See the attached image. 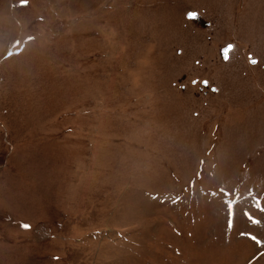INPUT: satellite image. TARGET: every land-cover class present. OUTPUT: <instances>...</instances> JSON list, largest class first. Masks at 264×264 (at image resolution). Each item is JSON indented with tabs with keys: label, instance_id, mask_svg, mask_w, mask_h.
<instances>
[{
	"label": "rangeland",
	"instance_id": "obj_1",
	"mask_svg": "<svg viewBox=\"0 0 264 264\" xmlns=\"http://www.w3.org/2000/svg\"><path fill=\"white\" fill-rule=\"evenodd\" d=\"M257 202L264 0H0V264H264Z\"/></svg>",
	"mask_w": 264,
	"mask_h": 264
},
{
	"label": "snow or ice",
	"instance_id": "obj_2",
	"mask_svg": "<svg viewBox=\"0 0 264 264\" xmlns=\"http://www.w3.org/2000/svg\"><path fill=\"white\" fill-rule=\"evenodd\" d=\"M249 59H250V62L253 65H255L257 63V60L252 59L251 57H249ZM203 83H204L205 86H208V81H204ZM212 91L215 92V91H217V89L213 88ZM213 195H215V194H213ZM257 207H259L261 211H264V207H261L260 204H259V202H257ZM229 214H230V216H234V211H233V206L232 205L229 206ZM249 219L253 223H256V224H259L260 223V221L259 220H256L254 217H251L250 216ZM25 227H29V226L26 225ZM251 239H253L254 241H256L257 244H260L261 243V241L257 240V238L255 236H252Z\"/></svg>",
	"mask_w": 264,
	"mask_h": 264
},
{
	"label": "water",
	"instance_id": "obj_3",
	"mask_svg": "<svg viewBox=\"0 0 264 264\" xmlns=\"http://www.w3.org/2000/svg\"><path fill=\"white\" fill-rule=\"evenodd\" d=\"M187 17H188V18L197 19V18H196V17H197V14H196V13H193V12H188V13H187ZM227 49H228V47L222 49V51H221V54H222L223 58H226Z\"/></svg>",
	"mask_w": 264,
	"mask_h": 264
},
{
	"label": "flooded vegetation",
	"instance_id": "obj_4",
	"mask_svg": "<svg viewBox=\"0 0 264 264\" xmlns=\"http://www.w3.org/2000/svg\"><path fill=\"white\" fill-rule=\"evenodd\" d=\"M203 82H204V81H203ZM202 87H207V86H205L204 83H203V84L201 85V88H200V89H202Z\"/></svg>",
	"mask_w": 264,
	"mask_h": 264
}]
</instances>
